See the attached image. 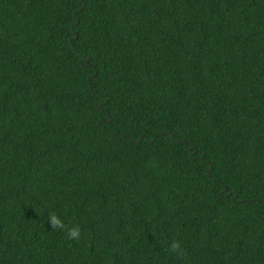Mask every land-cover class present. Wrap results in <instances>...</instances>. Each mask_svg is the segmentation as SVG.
Listing matches in <instances>:
<instances>
[{
    "label": "trees",
    "instance_id": "1",
    "mask_svg": "<svg viewBox=\"0 0 264 264\" xmlns=\"http://www.w3.org/2000/svg\"><path fill=\"white\" fill-rule=\"evenodd\" d=\"M0 264H264V0H0Z\"/></svg>",
    "mask_w": 264,
    "mask_h": 264
},
{
    "label": "clouds",
    "instance_id": "2",
    "mask_svg": "<svg viewBox=\"0 0 264 264\" xmlns=\"http://www.w3.org/2000/svg\"><path fill=\"white\" fill-rule=\"evenodd\" d=\"M49 220H50V223L53 226H55V227H59V228H63L64 227V225L62 224L61 220L55 214L50 215ZM78 234H79L78 227L68 230V235H69L70 238L76 237Z\"/></svg>",
    "mask_w": 264,
    "mask_h": 264
},
{
    "label": "water",
    "instance_id": "3",
    "mask_svg": "<svg viewBox=\"0 0 264 264\" xmlns=\"http://www.w3.org/2000/svg\"><path fill=\"white\" fill-rule=\"evenodd\" d=\"M77 37V36H76ZM76 37L75 38H73L72 40H75L76 39ZM89 62H90V59H87L86 60V64L88 65V66H91L90 64H89ZM97 74V72L95 73V75ZM143 138V137H142ZM209 166H210V164H208ZM211 171V169L209 170V172ZM227 191V189L225 188L224 189V192H226ZM231 193H229L228 195H230Z\"/></svg>",
    "mask_w": 264,
    "mask_h": 264
}]
</instances>
